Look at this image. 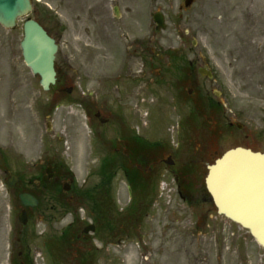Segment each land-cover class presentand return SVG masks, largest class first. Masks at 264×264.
<instances>
[{"label":"rangeland","instance_id":"obj_1","mask_svg":"<svg viewBox=\"0 0 264 264\" xmlns=\"http://www.w3.org/2000/svg\"><path fill=\"white\" fill-rule=\"evenodd\" d=\"M184 1L121 0L125 16L121 21H129L132 27L122 28L117 42H108L116 43L122 59L128 46L134 45L132 73L116 83L99 80L106 65L102 55L95 58L93 65L86 63L84 0H34L30 16L55 35L59 43L57 65L68 71L66 86H73L71 94L44 90L39 76L24 63L20 47L23 19L14 29L0 25V150L5 155V162L0 160V264H11L18 252L25 249H29L27 259L32 264H83L86 246L75 238L76 228L69 235L73 244L65 243L58 259L45 244L47 238L59 235L61 227L72 220L70 213L32 211L26 226L18 221L21 206L6 183L4 166L32 186L30 179H34L42 165L48 160L63 159L74 171L78 186L95 185L98 176L94 170L103 152L97 142L103 139L102 127L109 129L115 125V108H124L119 114L129 125L138 126L141 134L157 133L153 137L148 135L151 140H157L158 135L173 140L178 132L182 137L188 135L184 139L185 143L190 142L188 152L179 157L183 162L194 159L212 163L237 143L259 145L264 39L246 43L243 38L260 39L264 0H193L189 7L184 6ZM128 8L130 11L125 13ZM156 11L163 12L167 19L160 32H155L152 20ZM231 14L238 17V22L228 25H233L238 36L230 34L216 49L215 18ZM247 15L248 23L243 24ZM219 27L230 28L224 24ZM95 37L98 43L100 36ZM150 38L154 56L148 69L140 55ZM172 50L177 51L175 63L182 80L176 78V70L167 69L171 61L167 54ZM160 55H166L161 64ZM190 61L196 62L195 71L188 68ZM201 66L214 69L215 77L201 76L197 72ZM189 88L193 89L191 94L187 93ZM178 92L183 98H179ZM210 101L224 104L222 110H211ZM192 106H197L200 113L196 122L191 121L190 129L185 130L183 121L187 122ZM98 110L101 116L110 118L109 126L100 122ZM231 118L242 122L243 130L230 132L226 123ZM110 135L107 137L113 136ZM216 151L219 154L211 159ZM196 170L201 172L200 179L206 167L201 164ZM166 183L168 187L174 186L172 177L162 174L157 179L148 216L137 225L136 235L126 238L120 246H111L112 255L99 257V264H264V248L246 228L218 214L212 204H188L174 196L171 199ZM112 186L117 188L119 206L124 207L128 196L124 193L122 174L116 176ZM71 206L80 217L79 228L87 220L89 207L78 202ZM95 260L90 259L88 264Z\"/></svg>","mask_w":264,"mask_h":264},{"label":"flooded vegetation","instance_id":"obj_2","mask_svg":"<svg viewBox=\"0 0 264 264\" xmlns=\"http://www.w3.org/2000/svg\"><path fill=\"white\" fill-rule=\"evenodd\" d=\"M84 12V30L87 34L86 47L84 49V55L86 58L87 65L91 66L95 63V58L102 55L103 60L106 63L102 67V73L100 72L98 78L102 81L116 82L119 83L120 80L129 76L132 73L131 62V49L134 43L128 46L126 55L122 59L120 48L116 46V43H109L108 41L117 42L119 39L118 34H120L121 29L126 30L132 27V24L127 21L122 23V19L125 17L122 11L121 0H84L83 6ZM125 10V13H128ZM234 12V8L232 10ZM232 17V18H230ZM248 15L244 19V23H248ZM264 18V16H263ZM217 20L216 27L214 29L213 45L217 49L221 41L225 42L231 35L238 36L237 30L228 24H235L238 22V17L235 14L221 16ZM225 25L223 30H220L219 25ZM219 27V28H218ZM248 28V24L245 25ZM100 36L98 43H95L96 37ZM260 39H255L252 37L243 38L246 43L252 41L263 42L264 39V27L260 32ZM152 38L150 42L142 46L144 54L140 57L143 58L145 67L150 69L153 60V47ZM239 38H237V41ZM257 44V43H256ZM260 44V43H258ZM264 49V42H263ZM260 47V45L258 46ZM98 48V49H97ZM261 49V47H260ZM177 53V51H175ZM169 56V54H167ZM263 56V53H262ZM166 55H160L158 57V63L161 64ZM124 60V63H122ZM112 63V64H110ZM173 62L167 63L168 67H173ZM195 62H192L191 67H194ZM194 69V68H193ZM99 68L96 72H99ZM261 73L264 77V57L261 66ZM152 75V73H151ZM90 77H94L92 73H89ZM146 76V73L144 74ZM68 71L63 69L62 66H57V80L53 86L54 92H67L68 89L73 88V86H66L67 84ZM262 92L260 96V114L258 118V139L259 145H249L242 142L235 144L250 147L254 150H260L264 152V84L261 86ZM71 91L69 94H71ZM68 93V92H67ZM85 99H83L84 101ZM88 104H85V106ZM87 109H89L86 106ZM115 108V115L117 116V121H115V126L113 129H107L104 131L105 145L106 142L109 143L103 148L102 155H109L114 151L116 155V161L119 163L118 174H122L125 182V195L127 202L124 203V207L121 209L128 208L135 197L138 198L139 192H134L133 188L142 187L144 184L152 182L155 176L159 175H171L173 179L174 186L168 187L167 191L170 192V198L182 200L188 204H199V203H209L213 204L211 194L209 193L206 185L205 178L201 176L199 179V174L196 169L199 168L198 165L204 164L207 168L208 161L199 164L196 160H191V162H183L178 159L186 152V143L180 135H178V140H173L174 145L171 147V142L165 140H151L148 135H143L138 131L137 126L129 125L126 119L121 117L119 114L120 110H125L119 107V110ZM100 115V119H108V117L101 116V110L96 112V115ZM108 123V122H106ZM104 123V124H106ZM228 129L230 132L236 130H243L238 125V120L236 118H231V121L227 122ZM124 126L126 128H124ZM107 131V133H106ZM112 137H107L111 136ZM218 155L216 151L211 159ZM64 161V160H62ZM171 162V163H170ZM8 177H6L7 179ZM31 181V182H30ZM32 184L28 185L27 181L23 180L20 175L18 179L14 181V189L21 191H31L37 196L39 202L36 206H27L26 210L30 216L32 211L39 210H54L57 208L58 203L57 197L60 200H65L66 203L72 204L73 202H79L81 199V188L78 187L74 172L63 162L57 159L48 160L45 165H42L39 173L30 179ZM138 190V189H136ZM103 191V190H102ZM117 188L112 187L107 190L100 192L103 197L99 201L98 205H94L93 212L97 209L99 211L98 217L90 219L95 227L96 231L94 234L89 235L84 231V228L89 224H82L81 228H77L76 239L81 240L86 246L83 253L82 263L88 264L90 259H96L93 264H99V257L103 255H112L111 246H120L126 238H130L137 231L136 226L144 222L145 216H148V212L145 211L148 205L153 201L152 193L149 194L148 199L140 203L141 211L134 213V217L131 218L130 215L122 217L119 213V207L117 206L119 201L117 197ZM55 197V198H54ZM145 205V207H144ZM95 215V213H93ZM67 214H65L66 216ZM73 222V221H72ZM72 222H68L61 227V230H65L67 227L72 225ZM99 242L100 246H95V243ZM92 250V251H91ZM108 251V252H106ZM26 259V257H25ZM112 261V259H110ZM22 263H24L22 261ZM32 264V260H30Z\"/></svg>","mask_w":264,"mask_h":264},{"label":"water","instance_id":"obj_3","mask_svg":"<svg viewBox=\"0 0 264 264\" xmlns=\"http://www.w3.org/2000/svg\"><path fill=\"white\" fill-rule=\"evenodd\" d=\"M193 0H186L189 6ZM33 8L31 0H0V23L12 28L19 17L27 15ZM154 20L157 30L165 27V16L156 13ZM24 38L21 48L26 64L35 74L40 75V83L49 89L55 82V54L58 45L47 30L35 19L24 22ZM203 75L212 77V71L202 68ZM207 187L212 194L218 212L247 228L264 247V153L236 147L226 151L214 164L208 166ZM26 204L36 203L33 196L23 194ZM26 222V214H20Z\"/></svg>","mask_w":264,"mask_h":264},{"label":"trees","instance_id":"obj_4","mask_svg":"<svg viewBox=\"0 0 264 264\" xmlns=\"http://www.w3.org/2000/svg\"><path fill=\"white\" fill-rule=\"evenodd\" d=\"M102 167V166H101ZM99 173L100 175L102 176V178H104V181L101 182L100 184L97 185V187H103L104 185H106L110 179L112 178L113 176V170H109V171H106L103 169V167L99 170ZM106 177H107V180H106ZM90 197H93V194H90ZM96 202V199L94 200Z\"/></svg>","mask_w":264,"mask_h":264}]
</instances>
